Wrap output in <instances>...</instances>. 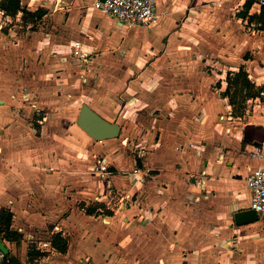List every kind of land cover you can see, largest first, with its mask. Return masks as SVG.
<instances>
[{"label": "crops", "instance_id": "1", "mask_svg": "<svg viewBox=\"0 0 264 264\" xmlns=\"http://www.w3.org/2000/svg\"><path fill=\"white\" fill-rule=\"evenodd\" d=\"M95 1L20 0L25 12L60 18L42 78L20 79L31 35L8 28L41 18L19 11L0 22V209L21 235L0 239L8 254L20 264H264V221L233 218L250 209L246 181L264 167V136L243 139L246 125H263L264 103L248 98L235 117L224 95L241 68L264 85V30H246L258 25L259 0H157L150 28L124 25ZM46 103L70 112L47 120ZM82 104L119 136H88L76 124ZM136 136L145 142L128 140ZM55 234L66 252L52 247Z\"/></svg>", "mask_w": 264, "mask_h": 264}, {"label": "built area", "instance_id": "2", "mask_svg": "<svg viewBox=\"0 0 264 264\" xmlns=\"http://www.w3.org/2000/svg\"><path fill=\"white\" fill-rule=\"evenodd\" d=\"M260 7H264V0H259ZM157 0H96L94 7L100 12L111 16L118 22L127 26H139L150 28L157 22L156 13ZM5 12L0 9V22H2ZM246 30L253 32L258 25L256 23H246ZM257 100L264 103V90L259 92ZM264 128V120H263ZM253 157H261L260 154L252 153ZM98 171L101 174H107L108 164L101 160L98 165ZM202 175H206L204 172ZM247 187L250 191V209H253L258 217L264 218V167L254 169L247 178ZM200 186L205 184L202 178H199ZM5 255L0 251V263Z\"/></svg>", "mask_w": 264, "mask_h": 264}, {"label": "trees", "instance_id": "3", "mask_svg": "<svg viewBox=\"0 0 264 264\" xmlns=\"http://www.w3.org/2000/svg\"><path fill=\"white\" fill-rule=\"evenodd\" d=\"M249 3L244 5L247 10ZM0 8L9 15H16L19 11L23 12L24 17L41 18L44 15L42 10H37L34 13L25 12L21 9L20 0H0ZM245 15V14H243ZM258 22V29L264 30V7L261 15L256 19ZM227 89L224 93L229 98V104L232 107V115L235 117H242L244 114V104L248 98H254L259 95V92L264 89H256L249 81L246 72L241 68L237 73L227 74ZM96 208H87L86 213L89 215L95 214ZM13 214L6 210L0 209V239L6 241H19L21 235L10 230ZM52 247L61 253L66 252L67 241L59 234H55L51 242ZM0 264H20V262L12 255L7 254Z\"/></svg>", "mask_w": 264, "mask_h": 264}, {"label": "rangeland", "instance_id": "4", "mask_svg": "<svg viewBox=\"0 0 264 264\" xmlns=\"http://www.w3.org/2000/svg\"><path fill=\"white\" fill-rule=\"evenodd\" d=\"M59 17H55V16H51V17H45V18H41L38 20H34L32 23H29V25H27L24 21H19V22H15L12 21L11 23H8V28L9 27H13V30H15L17 32V35L19 36H23L25 39L26 37H28L27 35L29 34V39H30V43L31 46L29 44V48H28V40H25L21 43V47L22 50L25 51L27 48V50H29L31 53H33V58H31V60H29L28 62L24 60L20 61V65H19V75H20V79H24L26 78L27 74L29 73H36V75H39L40 78L43 77V69L40 68L42 66H44L45 64H49V56L51 53H56L57 55V49H53L54 43H50V39L47 38V35L49 34V32H52L51 37L53 39L51 40H57L56 36H54L53 33L57 32V24L60 22L59 21ZM42 37H45L44 39ZM50 49V50H49ZM27 54V53H26ZM44 54V56H43ZM46 54V55H45ZM25 56V53H24ZM47 56V57H46ZM46 57V58H45ZM23 58V57H22ZM45 58V59H44ZM51 58H54V60L56 61L57 58L55 59L54 54H52ZM55 63V62H53ZM31 67V68H30ZM44 80V78H43ZM80 81V80H79ZM81 83V81L79 82ZM83 84H85V81L83 80ZM79 88V87H78ZM77 88V90H78ZM76 90V89H75ZM56 94V92H55ZM80 95V94H79ZM83 98H78L81 99L82 101H85V97L82 96ZM72 101H76L75 98L72 97ZM80 101L79 102H75L72 107V105L70 106V108H78V106L80 105ZM46 105V106H45ZM70 105V104H69ZM40 109L39 113L43 116H45L47 118V120H52V117L55 116H60L64 113H69L70 108H68V104H60V103H54V104H40L39 106ZM69 109V110H68ZM42 110V111H40ZM37 113V111H36ZM55 121H59V122H65L68 120H65L63 118H54ZM140 136H136V137H132L128 140H130L132 143L134 141H142L145 142V140L141 139L139 140ZM134 150V149H131ZM135 151V150H134ZM134 151H132L133 155H135ZM143 165L146 164L147 162L145 161V159H142ZM260 220L264 221V218L260 217Z\"/></svg>", "mask_w": 264, "mask_h": 264}, {"label": "water", "instance_id": "5", "mask_svg": "<svg viewBox=\"0 0 264 264\" xmlns=\"http://www.w3.org/2000/svg\"><path fill=\"white\" fill-rule=\"evenodd\" d=\"M76 124L93 140L102 141L117 138L120 134V126L116 123L109 122L100 117L87 104H82L76 119ZM257 127L260 128L261 134L256 133ZM264 136L263 126L246 125L244 128L243 139L253 143L262 141ZM234 222L238 225L253 223L258 220V216L253 209H243L233 216ZM0 251L8 254V250L0 241Z\"/></svg>", "mask_w": 264, "mask_h": 264}]
</instances>
